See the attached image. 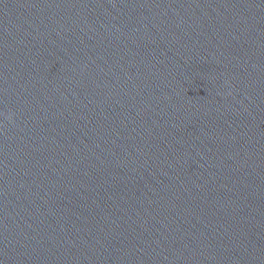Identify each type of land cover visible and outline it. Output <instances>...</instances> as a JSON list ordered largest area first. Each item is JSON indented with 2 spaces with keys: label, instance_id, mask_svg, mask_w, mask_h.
<instances>
[{
  "label": "water",
  "instance_id": "95a60500",
  "mask_svg": "<svg viewBox=\"0 0 264 264\" xmlns=\"http://www.w3.org/2000/svg\"><path fill=\"white\" fill-rule=\"evenodd\" d=\"M0 264H264V0H0Z\"/></svg>",
  "mask_w": 264,
  "mask_h": 264
},
{
  "label": "clouds",
  "instance_id": "9594fccd",
  "mask_svg": "<svg viewBox=\"0 0 264 264\" xmlns=\"http://www.w3.org/2000/svg\"><path fill=\"white\" fill-rule=\"evenodd\" d=\"M9 119H11V116L9 117Z\"/></svg>",
  "mask_w": 264,
  "mask_h": 264
}]
</instances>
